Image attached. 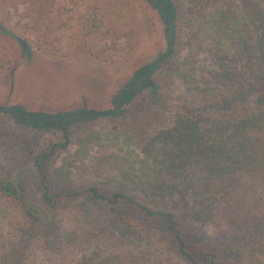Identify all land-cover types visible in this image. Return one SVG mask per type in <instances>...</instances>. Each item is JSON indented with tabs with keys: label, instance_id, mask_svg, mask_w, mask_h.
I'll return each instance as SVG.
<instances>
[{
	"label": "rangeland",
	"instance_id": "obj_1",
	"mask_svg": "<svg viewBox=\"0 0 264 264\" xmlns=\"http://www.w3.org/2000/svg\"><path fill=\"white\" fill-rule=\"evenodd\" d=\"M151 1L0 0V23L9 32L0 30V107L17 102L31 108L82 102L81 107L85 103L98 113L112 112L113 99L133 81L135 72L169 50L168 24ZM172 1L179 12L174 23L179 31L177 52L152 74L153 86L120 109L121 115L73 122L66 141L57 128L19 124L0 112V253L23 226L22 212L28 206L41 211L32 218L31 234L49 235L60 212L85 202L65 194L98 186L108 192L133 189L132 195L141 197L138 186L146 169L142 163L147 159L146 143L159 130L171 127L184 109L178 98L187 92L186 79L202 82L216 65L212 37L193 15L190 0ZM225 4L227 0H221L217 6ZM16 43L26 60L19 59ZM40 167L47 176L45 184L60 194L56 207L43 199ZM127 212L123 209L121 214ZM74 217L70 219L76 227ZM77 237L75 246L82 253L101 242L82 231ZM204 238L195 229L190 233V246L199 257L205 253ZM23 246L27 255H19L18 246L12 248L9 264H59L57 255L43 251L42 242L28 249ZM221 258L229 256L224 252Z\"/></svg>",
	"mask_w": 264,
	"mask_h": 264
},
{
	"label": "trees",
	"instance_id": "obj_2",
	"mask_svg": "<svg viewBox=\"0 0 264 264\" xmlns=\"http://www.w3.org/2000/svg\"><path fill=\"white\" fill-rule=\"evenodd\" d=\"M159 1L164 2L160 13L167 17L169 46L177 45L179 31L170 22L179 17L178 9L172 0ZM219 1L190 0L193 15L212 37L216 65L202 82L186 79L187 92L178 98L184 109L171 127L146 143L141 197L132 195L133 189L108 192L98 186L65 194L85 202L60 212L49 235L31 234L32 218L41 211L28 206L23 226L0 253V264H9L17 246L25 257L23 245L28 249L35 242H42L45 253L57 255L59 264H264V0H227L223 8ZM0 30L9 33L1 23ZM176 52L174 47L157 69ZM156 62L139 68L133 80L148 75ZM152 84L149 75L138 89L125 86L113 102L121 109ZM9 113L17 123L31 125L18 109ZM70 113L98 112L83 107ZM30 115L36 125L49 117L47 128L62 131L66 141L73 122L89 120L76 116L61 124L48 114ZM41 175L43 199L56 207L60 194L45 184L42 170ZM123 209L129 212L121 214ZM194 229L205 236L202 257L190 246ZM81 231L101 242L82 253L75 246ZM224 252L228 259L221 258Z\"/></svg>",
	"mask_w": 264,
	"mask_h": 264
},
{
	"label": "flooded vegetation",
	"instance_id": "obj_3",
	"mask_svg": "<svg viewBox=\"0 0 264 264\" xmlns=\"http://www.w3.org/2000/svg\"><path fill=\"white\" fill-rule=\"evenodd\" d=\"M156 4H157V7H158V5H163L164 4V2H162V1H157L156 2ZM153 5V4H152ZM156 7V8H157ZM158 9V8H157ZM159 11H161V10H159ZM149 75H145V76H140L139 77V79H137L136 80V82H135V88L134 89H138L140 86H141V81L143 80V79H145L146 77H148ZM134 81V80H133ZM133 81L130 83V84H128L127 85V87L128 88H132V86L134 85V83H133ZM138 87V88H137ZM122 90V89H121ZM121 90L119 91V93L118 94H120V92H121ZM113 104H114V102H113ZM114 106H115V108L118 110V108H117V106H119V105H115L114 104ZM3 107H8V108H10L9 110H5L4 112H7L8 114H10L12 117H13V119L15 120V118H14V116L11 114V113H9V111H11V110H14V109H18L19 110V112L22 114V118H28L30 121H31V127H42V128H46L47 129V126H46V121H47V119H49V117H47V118H44V119H42L41 121H40V123L38 124V125H36L35 123H33L32 122V117H31V115H30V113H44V114H48L49 116H50V118H53L56 122H58V123H61V124H63V123H65V122H68V121H70V120H72V119H74L76 116H78V117H87V118H91L90 116L92 115H74V114H71L70 112L71 111H73V110H71V111H63V112H58V113H55V114H50V113H46V112H34V111H27V110H25L23 107H21V106H19V105H15V106H3ZM84 107H86V106H84ZM120 107V106H119ZM1 108V107H0ZM79 109H81V108H79ZM75 110H77V109H75ZM90 110H93V109H90ZM1 112H3L2 110H1ZM119 112H120V110H119ZM102 113H107V112H102ZM108 113H111L112 115L111 116H113L114 115V113L113 112H108ZM59 114H61V115H63V116H65V121L64 122H59V118H60V115ZM95 114H97V113H95ZM109 117V116H108ZM16 121V120H15ZM20 124V123H19ZM26 125H29V124H26ZM49 129V128H48Z\"/></svg>",
	"mask_w": 264,
	"mask_h": 264
},
{
	"label": "crops",
	"instance_id": "obj_4",
	"mask_svg": "<svg viewBox=\"0 0 264 264\" xmlns=\"http://www.w3.org/2000/svg\"><path fill=\"white\" fill-rule=\"evenodd\" d=\"M16 45L19 48V52H18L19 59L21 58L22 60H26L27 59V56L24 55L22 48H20L19 44L16 43ZM7 52H8V54H10L11 57H13L12 63H15L16 64V62H14V61H16L17 59L8 50H7ZM83 59H86V58H83ZM89 59H92V58H89ZM93 81H95V79H93ZM90 82H91L90 80H87L85 83L86 84H91ZM81 104H82V102L74 103V104L70 103V104H68L65 107H61V106H41V107H37V108H31V107H29L28 104H26V102H17L14 105H19V106L23 107L27 111L56 113V112L71 111L73 109L83 108L85 103H83V105H82L83 107H81ZM5 105L6 106L7 105L8 106H13V105H9V104H3L1 106H5Z\"/></svg>",
	"mask_w": 264,
	"mask_h": 264
},
{
	"label": "water",
	"instance_id": "obj_5",
	"mask_svg": "<svg viewBox=\"0 0 264 264\" xmlns=\"http://www.w3.org/2000/svg\"><path fill=\"white\" fill-rule=\"evenodd\" d=\"M158 0H152V4H155L156 2H157ZM158 10H162V5L160 4V5H158ZM164 20L165 21H167V17L166 16H164ZM174 23H175V20L173 19L171 22H170V25L171 26H174ZM24 45H25V43H23ZM170 50H168L165 54H163L158 60H157V62H156V64L154 65V67L151 69V71L149 72V74L148 75H152L155 71H156V69L158 68V66L160 65V64H162V62L164 61V59L171 53V51L173 50V48H174V44L173 43H171L170 44ZM153 86V85H152ZM138 88V87H137ZM117 108H118V111L120 110V107L119 106H117ZM2 111H5V110H9L10 108H8V107H1L0 108ZM112 114L111 113H97V114H92L90 117L91 118H99V117H108V116H111Z\"/></svg>",
	"mask_w": 264,
	"mask_h": 264
}]
</instances>
